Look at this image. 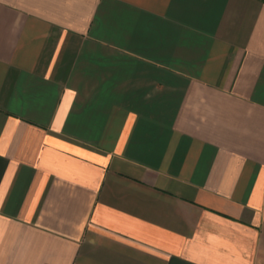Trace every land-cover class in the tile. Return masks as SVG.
<instances>
[{
  "label": "crops",
  "instance_id": "crops-1",
  "mask_svg": "<svg viewBox=\"0 0 264 264\" xmlns=\"http://www.w3.org/2000/svg\"><path fill=\"white\" fill-rule=\"evenodd\" d=\"M0 264H264V0H0Z\"/></svg>",
  "mask_w": 264,
  "mask_h": 264
}]
</instances>
